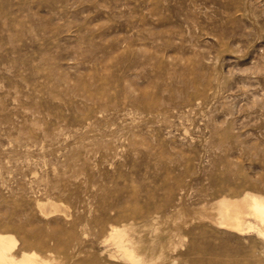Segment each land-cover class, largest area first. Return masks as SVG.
Wrapping results in <instances>:
<instances>
[{"label": "rangeland", "instance_id": "1", "mask_svg": "<svg viewBox=\"0 0 264 264\" xmlns=\"http://www.w3.org/2000/svg\"><path fill=\"white\" fill-rule=\"evenodd\" d=\"M264 0H0V232L50 264H264ZM40 202L38 205L37 203Z\"/></svg>", "mask_w": 264, "mask_h": 264}, {"label": "bare ground", "instance_id": "2", "mask_svg": "<svg viewBox=\"0 0 264 264\" xmlns=\"http://www.w3.org/2000/svg\"><path fill=\"white\" fill-rule=\"evenodd\" d=\"M37 204L39 205L40 202ZM246 214H250L256 219V228L246 222ZM224 219L225 223L233 228L241 230L246 224L248 227H254L257 233L264 236V197L246 192L241 197L224 201ZM121 233L122 229L114 225L109 228V236L119 247L123 248L129 261L132 264H138L136 256L122 244ZM13 245V236L6 232H0V264H50L48 258L40 257L34 250L22 251L16 257L11 251Z\"/></svg>", "mask_w": 264, "mask_h": 264}]
</instances>
